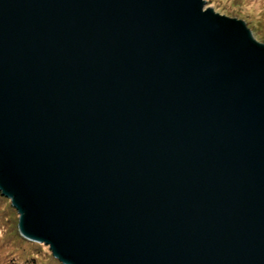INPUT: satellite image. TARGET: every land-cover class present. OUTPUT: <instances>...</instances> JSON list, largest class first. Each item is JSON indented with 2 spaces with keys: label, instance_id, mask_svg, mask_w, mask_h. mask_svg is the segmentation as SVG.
<instances>
[{
  "label": "water",
  "instance_id": "1",
  "mask_svg": "<svg viewBox=\"0 0 264 264\" xmlns=\"http://www.w3.org/2000/svg\"><path fill=\"white\" fill-rule=\"evenodd\" d=\"M205 0H0V193L63 264H264V44Z\"/></svg>",
  "mask_w": 264,
  "mask_h": 264
},
{
  "label": "trees",
  "instance_id": "2",
  "mask_svg": "<svg viewBox=\"0 0 264 264\" xmlns=\"http://www.w3.org/2000/svg\"><path fill=\"white\" fill-rule=\"evenodd\" d=\"M258 24L262 25L259 28L262 32L264 13ZM17 223L16 209L10 199L0 193V264H63L53 256L47 245L21 236Z\"/></svg>",
  "mask_w": 264,
  "mask_h": 264
},
{
  "label": "rangeland",
  "instance_id": "3",
  "mask_svg": "<svg viewBox=\"0 0 264 264\" xmlns=\"http://www.w3.org/2000/svg\"><path fill=\"white\" fill-rule=\"evenodd\" d=\"M206 7L212 8L221 15L242 20L253 38L264 44V30L259 32L262 25L258 24L264 13V0H239V3H236V0H205L204 8ZM16 214L18 216L17 210Z\"/></svg>",
  "mask_w": 264,
  "mask_h": 264
}]
</instances>
